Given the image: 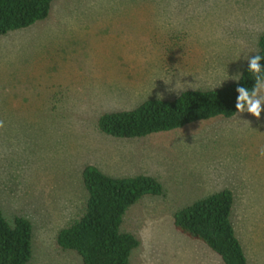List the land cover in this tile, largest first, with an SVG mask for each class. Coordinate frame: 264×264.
Masks as SVG:
<instances>
[{"label":"rangeland","instance_id":"374dc122","mask_svg":"<svg viewBox=\"0 0 264 264\" xmlns=\"http://www.w3.org/2000/svg\"><path fill=\"white\" fill-rule=\"evenodd\" d=\"M263 32L264 0H52L47 17L0 35V210L30 221L27 264H82L56 234L83 211L86 165L163 187L123 215L138 240L128 264H224L173 225L222 189L247 264H264V111L136 138L97 126L105 112L235 81Z\"/></svg>","mask_w":264,"mask_h":264},{"label":"trees","instance_id":"16d2710c","mask_svg":"<svg viewBox=\"0 0 264 264\" xmlns=\"http://www.w3.org/2000/svg\"><path fill=\"white\" fill-rule=\"evenodd\" d=\"M51 2L0 0V35L44 19ZM255 55L261 56L264 64V32L251 57ZM248 67L247 61L239 81L218 88L188 89L172 99L151 98L132 109L105 112L98 117L97 126L110 136L136 138L216 116H233L237 112V87L251 89L255 83ZM81 175L87 194L85 205L78 218L57 232L58 247L74 251L82 264H128L138 240L120 229L123 215L144 196L163 195L161 183L145 174L111 177L93 165L84 166ZM232 205L231 191L222 189L175 212L173 225L179 232L204 243L224 264H247L231 221ZM31 240L28 219L14 216L9 222L0 210V264H27L32 253Z\"/></svg>","mask_w":264,"mask_h":264},{"label":"clouds","instance_id":"9594fccd","mask_svg":"<svg viewBox=\"0 0 264 264\" xmlns=\"http://www.w3.org/2000/svg\"><path fill=\"white\" fill-rule=\"evenodd\" d=\"M261 60L262 57L259 55L248 58V71L253 74L255 81L252 88L238 86L236 89L238 92L235 105L236 111L241 114L247 112L257 119H260L261 112L264 111V64L261 63ZM239 76L237 74L231 77V79L239 81ZM260 155L264 156V149H261Z\"/></svg>","mask_w":264,"mask_h":264}]
</instances>
